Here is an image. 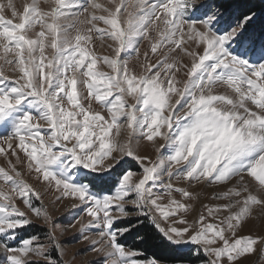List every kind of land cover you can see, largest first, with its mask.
Returning <instances> with one entry per match:
<instances>
[{"label": "snow or ice", "instance_id": "obj_1", "mask_svg": "<svg viewBox=\"0 0 264 264\" xmlns=\"http://www.w3.org/2000/svg\"><path fill=\"white\" fill-rule=\"evenodd\" d=\"M107 4L28 0L21 11L0 0V141L10 150L0 147V264H39L32 257L62 264L52 255H63L58 225L34 206L43 196L25 173L58 193L57 201L71 197L85 206L98 237L90 250L103 256L98 264H169L127 245L126 235L140 228L154 229L169 251L187 249L195 258L173 256V264L264 256V235L243 234L257 210L264 213V34L250 33L259 14L254 6L229 13L215 0ZM152 33L150 52L159 58L152 62L146 51L137 73L126 57L139 60V43ZM94 36L111 41L110 56L95 54ZM98 62L110 71H99ZM141 141L154 147L155 160L140 154ZM173 179L219 185L226 190L213 199L225 202L205 205L190 223L183 213L192 205L172 194L198 196ZM163 194L167 205L159 203ZM29 214L48 225L46 242L18 237L32 224Z\"/></svg>", "mask_w": 264, "mask_h": 264}, {"label": "rangeland", "instance_id": "obj_2", "mask_svg": "<svg viewBox=\"0 0 264 264\" xmlns=\"http://www.w3.org/2000/svg\"><path fill=\"white\" fill-rule=\"evenodd\" d=\"M2 2L6 3V0H2ZM13 2L16 4L17 8L22 11L23 4L28 2V0H13ZM81 2L83 3L84 0H81ZM97 2L104 4L105 6H108L107 0H97ZM41 4L43 6V0H41ZM228 12L232 13L230 11ZM4 14L6 18L10 17V14L7 11H5ZM96 14L100 15L103 13L97 12ZM98 27L104 28L105 26L102 23H100L98 24ZM250 33L257 39H259L260 36L264 34V33H260V34L254 33L251 29H250ZM72 35L73 36L75 35L74 31L72 32ZM155 40H156V35L155 33H152L151 40L140 41L139 60L137 59L136 53H131L129 54L128 57H126L128 58L129 67L134 69L137 73L141 71L140 61L144 59V53L146 51L149 52V59L152 62H155L159 58L158 55L151 54L150 52L151 43L155 42ZM110 43L111 41H108L106 38H100L94 36L93 42L90 45V47L94 50L95 54L98 57H103L106 55L110 56L112 54L111 49L108 47V44ZM47 54L48 55L51 54L50 49L48 50ZM179 54L180 56H183V53H179ZM97 68L99 71H104V72L110 71L106 65L99 62ZM3 71L6 75L9 76L12 75V72L7 67H4ZM180 79H183V77L181 76ZM214 91L217 93H223L225 89L222 87H218ZM129 103H131V99H129ZM85 106H87V104H85ZM92 108L93 110L101 111L102 114L106 115V113H104L103 110L100 109V107L95 102H93ZM3 134H5L4 131L0 129V135ZM110 135H115V129H113ZM126 138H127V128L125 126L120 130L119 139L123 141ZM0 147H4L5 153L10 152V150L7 149L6 145H3L2 141H0ZM138 151L142 155L144 154L149 155L153 160L156 159V153L154 147L145 141L140 142ZM12 159L14 162V158ZM126 159L130 162V168L133 172L141 171L139 166L134 161H131V158H126ZM5 165H6V156L4 154H0V166H5ZM25 178L28 179L29 182L32 183L38 190H40L43 196L42 201H36L33 198L34 206L37 207L42 206L47 211L52 221L56 225H58V227L55 229L54 234L61 244L63 255L59 256L55 252H53L52 255L56 256L57 259L62 260V264H98V262H100L103 259V256L102 254H98L90 250L91 241L97 239L98 237L96 235V230L94 228H89L90 217L87 216L84 210L85 206L81 204L78 200L73 199L71 197L67 199H60L59 201H57V196L59 194L56 193L54 190H49L46 184H37L35 181V177H28L27 173H25ZM164 179L165 182H167V178L165 177ZM171 182L175 187H184L189 191H191L193 194L198 196V199L195 200H189V199L182 200L179 193L173 192L172 194L175 200L192 205L191 209H189L186 213H183L186 216V219L190 223L198 219L199 215L205 211L204 209L205 205L220 204L225 202V201L213 199L214 195H218L226 190L219 185H215V184L202 185L197 183L189 186L183 180H175V179H173ZM168 202H169L168 195L163 194L161 196V199L159 200V203L162 205H167ZM17 204L18 206L21 207L22 210L28 212V209L22 203H20V201H17ZM74 204L76 205V207H73ZM256 215L257 218L254 219L246 227L245 232L243 234H248L250 231L254 235L255 234L264 235V213H260L259 210H257ZM29 219L32 220V224L24 229L18 230V237L24 238L32 235H39L40 242L41 243L46 242L45 236L46 233L48 232V225L45 224L42 219H37L32 214H29ZM209 219L211 220V218ZM85 236L88 237L87 240L83 238ZM192 247L194 248L195 246ZM32 259L33 261H39V264H44V261L41 258L32 257ZM169 264H173V263H169ZM240 264H264V256H260L256 253H253L251 255H247L245 258H242L240 260Z\"/></svg>", "mask_w": 264, "mask_h": 264}, {"label": "trees", "instance_id": "obj_3", "mask_svg": "<svg viewBox=\"0 0 264 264\" xmlns=\"http://www.w3.org/2000/svg\"><path fill=\"white\" fill-rule=\"evenodd\" d=\"M216 3L220 4L223 8H226L227 11L234 12L239 10H246V6H254L255 10L259 14L254 26H251L250 29L257 34L264 33V1L263 0H215ZM238 6V8H237ZM147 232L144 228H140L139 232H132L130 235H126L125 240L128 246L140 248L145 250L149 255L155 253L157 256L169 258V263H173L170 259L173 256H183L186 260L195 261V258L188 254V250L185 249L181 253H173L168 249L164 248L161 244V238L159 234ZM145 236L146 242L141 243L137 236Z\"/></svg>", "mask_w": 264, "mask_h": 264}]
</instances>
